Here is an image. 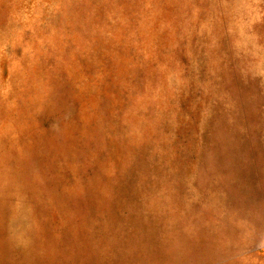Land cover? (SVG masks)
<instances>
[{
	"label": "rangeland",
	"instance_id": "374dc122",
	"mask_svg": "<svg viewBox=\"0 0 264 264\" xmlns=\"http://www.w3.org/2000/svg\"><path fill=\"white\" fill-rule=\"evenodd\" d=\"M0 264H264V0H0Z\"/></svg>",
	"mask_w": 264,
	"mask_h": 264
}]
</instances>
